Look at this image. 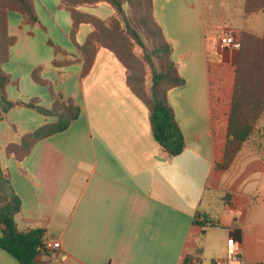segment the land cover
<instances>
[{
  "label": "crops",
  "instance_id": "crops-1",
  "mask_svg": "<svg viewBox=\"0 0 264 264\" xmlns=\"http://www.w3.org/2000/svg\"><path fill=\"white\" fill-rule=\"evenodd\" d=\"M60 1L35 3L48 34H61L56 44L64 53L53 50L41 26L8 12V31L17 41L3 69L15 105L0 122V176L21 200L20 228L43 229L45 241L60 243L32 264H182L193 254L210 262L225 256L232 229L245 259L264 262V160L243 154V146L228 169H216L234 92L225 107L223 70L236 71L239 54L238 47L218 45L243 31L263 36L264 11L247 15L248 0H154L155 19L185 81L168 92L186 141L185 151L172 157L155 140L148 107L129 88L128 71L112 51L97 45L94 65L82 77L73 17ZM78 11L101 20L114 16L108 4ZM93 30L81 23L76 42L84 44ZM37 68L81 114L19 161L8 145L57 121L24 105L37 100L53 107L49 85L33 79ZM205 220L211 224L203 234ZM0 264L21 263L0 248Z\"/></svg>",
  "mask_w": 264,
  "mask_h": 264
},
{
  "label": "trees",
  "instance_id": "trees-1",
  "mask_svg": "<svg viewBox=\"0 0 264 264\" xmlns=\"http://www.w3.org/2000/svg\"><path fill=\"white\" fill-rule=\"evenodd\" d=\"M106 3L114 10L108 20L81 14L83 5ZM59 8H66L73 17L72 41L79 49L83 63L82 77L92 69L100 45L112 51L128 71L127 84L149 110L152 134L163 152L178 156L186 149L183 131L168 101V92L182 86L185 81L179 74L177 64L172 59V48L154 16V0H61ZM17 11L24 18V24L41 25L35 0H0V121L4 114L14 107L8 99L7 86L11 76L3 65L11 57V47L17 39L8 31V12ZM264 11V0H248L247 15ZM81 23L94 26L86 42L79 45L76 32ZM238 60L235 84L231 102L227 141L223 158L217 163V170L230 167L239 151L246 143L252 142L254 151L264 160V142L255 143L259 133L264 139L261 124L264 121V35L243 31L237 40ZM137 45L144 52V60L152 71L151 83L147 85L144 64L135 54ZM55 65L71 64V62ZM41 68L33 71V79L42 85H49L53 107L48 110L33 100L24 105L45 116H56L55 123L46 124L22 137L20 144H10L8 154H14L21 161L27 157L35 145L48 137L66 131L79 119L81 108L71 98L56 92L49 81L40 76ZM9 181L0 176V248L14 256L21 264H32L36 257L47 250L45 230L20 228L16 215L21 211V200L8 189ZM211 223L203 221V234Z\"/></svg>",
  "mask_w": 264,
  "mask_h": 264
},
{
  "label": "built area",
  "instance_id": "built-area-1",
  "mask_svg": "<svg viewBox=\"0 0 264 264\" xmlns=\"http://www.w3.org/2000/svg\"><path fill=\"white\" fill-rule=\"evenodd\" d=\"M219 49H227L229 47H238L237 39L233 35H226L219 42ZM231 203V202H229ZM235 229L231 230V235L227 240L226 254L224 257L215 258L210 262H206L200 254H193L188 257L182 264H264V262L250 263L243 256L241 243L235 237ZM48 249L59 248V242L45 241Z\"/></svg>",
  "mask_w": 264,
  "mask_h": 264
},
{
  "label": "rangeland",
  "instance_id": "rangeland-1",
  "mask_svg": "<svg viewBox=\"0 0 264 264\" xmlns=\"http://www.w3.org/2000/svg\"><path fill=\"white\" fill-rule=\"evenodd\" d=\"M99 4L105 5L106 3L105 4L104 3H99ZM46 23H48L47 20H45L44 24L41 22V25H39V26H41L43 32L46 35H48V43H49V45H51V47H53V50H55L56 53H59V52L64 53V50L60 46H58L56 44V42L59 41L58 39H59V37H61V34L59 32H57V34H55V31L52 34H48V28L46 26L47 25ZM133 50H134L135 54L140 58L142 63L144 64V69H145L146 78H147V85L149 86L150 83H151L152 71H151L150 67L148 66V64L144 60V52L137 45H135L133 47ZM213 72H215L214 68H213ZM223 74H224V77H225L224 92H225V100H226L224 106L226 107L230 103V99H231L230 97H231L232 89H233L234 83H235V70H234V67L229 66V67L225 68L223 70ZM7 114L8 113L4 114V118L0 122L5 121L7 119V117H8ZM227 126H228V123H226L224 125V128L226 127V129H227ZM260 127H261L260 130H262L263 127H264V121L262 122ZM262 133H264V129H263ZM260 135H262V134L259 133L258 136L256 137L255 143H258L260 140L262 142H264V139H261ZM253 145L254 144L252 142L246 143L245 146H244V153L243 154H245V152L246 153L250 152V153L256 154L254 149H253ZM243 156H245V155H242V157Z\"/></svg>",
  "mask_w": 264,
  "mask_h": 264
}]
</instances>
